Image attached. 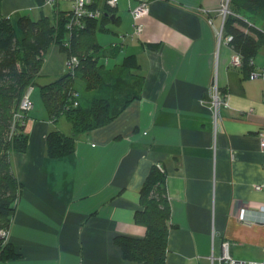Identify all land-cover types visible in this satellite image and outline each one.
<instances>
[{"label":"crops","instance_id":"obj_1","mask_svg":"<svg viewBox=\"0 0 264 264\" xmlns=\"http://www.w3.org/2000/svg\"><path fill=\"white\" fill-rule=\"evenodd\" d=\"M96 1L99 9L109 2ZM226 3L152 0L140 36L132 19L136 1L110 5V15L117 17L110 31L118 38L109 45L122 47L110 64L126 54L137 56L142 97L108 126L81 136L71 156L48 157L49 133L69 135L72 126L65 118L52 123L41 85L33 88L29 148L12 158L24 188L8 240L21 258L0 264H139L125 261L114 240L145 236L146 228L136 222L140 192L159 163L168 171L175 227L167 264H212L224 242L236 262L264 259V189L257 190L264 182L258 139L264 127V79L244 78L232 66L236 53L217 35L224 29L220 10ZM42 4L3 0L1 10L17 26L23 16L54 23L57 12L72 9L71 0ZM258 56L255 64L262 68L264 47ZM69 68L67 55L53 46L39 82ZM215 79L228 101L217 124L203 103Z\"/></svg>","mask_w":264,"mask_h":264},{"label":"trees","instance_id":"obj_2","mask_svg":"<svg viewBox=\"0 0 264 264\" xmlns=\"http://www.w3.org/2000/svg\"><path fill=\"white\" fill-rule=\"evenodd\" d=\"M2 1L0 231L9 232L24 188L14 173L12 158L29 148L30 111L20 109L26 91L40 84L41 97L52 123L65 118L71 124V134L54 130L47 137L48 157L62 159L76 152L81 136L108 126L134 101L140 100L144 77L138 73L140 64L136 55L126 54L119 63L111 65L122 53L121 44L105 46L98 41V34L110 31L107 25L113 23L110 17L113 9L108 2L104 9H99L93 0L82 17L77 18L71 9L57 12L54 23L48 18L35 21L23 16L14 26L2 13ZM47 1L43 0V4ZM229 10L231 14L226 19L223 36L231 38L230 47L242 58L239 72L250 79L258 69L255 59L264 47V0H229ZM53 46L67 55L70 68L64 75L41 84L46 58ZM149 47L158 49V45ZM222 93L225 94L223 90ZM30 100L34 108L32 94ZM17 113L22 117L15 120ZM140 202L136 222L146 228L145 236H116L115 245L125 261L167 264L169 235L175 227L171 222L168 171L160 163L151 167L140 192ZM8 239L0 237L2 262L21 258Z\"/></svg>","mask_w":264,"mask_h":264},{"label":"built area","instance_id":"obj_3","mask_svg":"<svg viewBox=\"0 0 264 264\" xmlns=\"http://www.w3.org/2000/svg\"><path fill=\"white\" fill-rule=\"evenodd\" d=\"M72 9L74 11L75 16L82 17L84 13L87 12V5L91 4L93 0H72ZM136 1V6L132 10V17H133V27H134V33L137 36H140L145 29V23L144 19L149 15V8L152 0H135ZM48 3H53L54 0H48ZM109 5L112 7H116L118 4V0H109ZM229 0H227L226 5H224L220 13L223 17V22L225 23L227 17L231 14L229 10ZM98 15V14H97ZM220 34H223V30L220 32ZM227 41H230V38H227ZM76 62V59L73 60ZM232 66L234 68H239L241 67L242 64V58L235 54L233 59H232ZM251 80L255 79H264V67L258 68L255 72H253L250 76ZM33 92V88L30 87L27 91L26 94L21 102L20 109L22 111H31L33 109V104L30 100V96ZM203 103H206L207 106H209L212 115L214 117L215 124H217L218 120L221 117V111L223 108H228V101L227 97L222 93L221 87L219 85L218 79H215L213 82V85L211 86L209 90V99L207 101H204ZM21 113H17L15 115V120L20 119ZM217 127V126H216ZM218 127L216 128L217 131ZM258 139L260 141L261 145V150L262 154L264 156V127L258 131ZM264 167V164H263ZM264 189V182L257 186V190H262ZM262 223L264 224V210L262 212ZM0 237L2 238H8L9 237V232L7 231H0ZM1 247V243H0ZM264 264V259L260 262L256 261H251V262H236L232 256H231V245L228 242H224L222 244V255L218 258L213 257L212 258V264Z\"/></svg>","mask_w":264,"mask_h":264},{"label":"rangeland","instance_id":"obj_4","mask_svg":"<svg viewBox=\"0 0 264 264\" xmlns=\"http://www.w3.org/2000/svg\"><path fill=\"white\" fill-rule=\"evenodd\" d=\"M226 22V21H225ZM224 25H225V23H223ZM111 27H112V25L110 24V25H107V29L109 30V29H111ZM224 30V29H223ZM112 31V30H111ZM99 35H100V38H99V42H101L102 44H104V45H109V43L111 42V41H109V40H114V38H118V37H115V35L113 34V32H110V31H107V32H100L99 33ZM217 35L219 36V38H220V40H222L223 39V34L221 35L220 34V31L217 33ZM224 38H226L225 36H224ZM231 39V38H230ZM229 43V42H228ZM258 58H259V56H257V61H258ZM259 63V62H258ZM262 66H264V63H262V64H260V67H262ZM46 84V83H48V82H43L42 84ZM38 88H40V87H38ZM40 90H41V88H40ZM41 93V92H40ZM43 103V102H42ZM43 105H44V103H43Z\"/></svg>","mask_w":264,"mask_h":264},{"label":"water","instance_id":"obj_5","mask_svg":"<svg viewBox=\"0 0 264 264\" xmlns=\"http://www.w3.org/2000/svg\"><path fill=\"white\" fill-rule=\"evenodd\" d=\"M111 17V20H112V22L114 23L115 22V16L114 15H112V16H110Z\"/></svg>","mask_w":264,"mask_h":264},{"label":"bare ground","instance_id":"obj_6","mask_svg":"<svg viewBox=\"0 0 264 264\" xmlns=\"http://www.w3.org/2000/svg\"><path fill=\"white\" fill-rule=\"evenodd\" d=\"M229 5V4H228Z\"/></svg>","mask_w":264,"mask_h":264}]
</instances>
